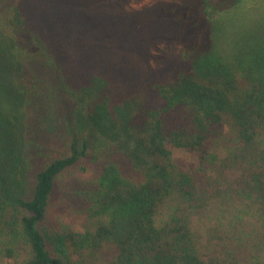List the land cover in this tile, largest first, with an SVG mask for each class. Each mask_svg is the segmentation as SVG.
Segmentation results:
<instances>
[{"label": "trees", "instance_id": "trees-1", "mask_svg": "<svg viewBox=\"0 0 264 264\" xmlns=\"http://www.w3.org/2000/svg\"><path fill=\"white\" fill-rule=\"evenodd\" d=\"M240 1L0 0V202L21 208L0 217L1 257L24 242L17 264H70L114 243L105 264H238L155 214L168 145L204 160L233 134L264 137V58L242 72L209 58L214 18ZM74 213L100 220H56Z\"/></svg>", "mask_w": 264, "mask_h": 264}, {"label": "rangeland", "instance_id": "rangeland-1", "mask_svg": "<svg viewBox=\"0 0 264 264\" xmlns=\"http://www.w3.org/2000/svg\"><path fill=\"white\" fill-rule=\"evenodd\" d=\"M212 37L209 58L213 63L231 62L236 71L242 72L263 60L264 0H241L219 12ZM233 135L204 160L197 153L168 145L173 188L157 206L156 224L181 217L193 226L205 254L211 251L225 256L232 252L238 264H264V184L257 167L263 162L256 158L258 152L264 154V137L258 142L261 147L256 144L255 149ZM20 215L21 208L16 204L0 202L4 225ZM56 220L64 227L84 231L95 227L100 219L74 213L56 216ZM216 239L220 248L209 242ZM113 248L114 243H110L101 251L69 255L70 264H105ZM29 253V245L20 243L16 258L0 256V264H17Z\"/></svg>", "mask_w": 264, "mask_h": 264}]
</instances>
